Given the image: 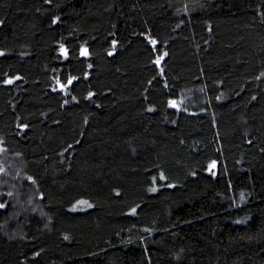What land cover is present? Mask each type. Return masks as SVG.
<instances>
[{
  "label": "trees",
  "instance_id": "trees-1",
  "mask_svg": "<svg viewBox=\"0 0 264 264\" xmlns=\"http://www.w3.org/2000/svg\"><path fill=\"white\" fill-rule=\"evenodd\" d=\"M0 205V264H264V0H0Z\"/></svg>",
  "mask_w": 264,
  "mask_h": 264
},
{
  "label": "water",
  "instance_id": "water-1",
  "mask_svg": "<svg viewBox=\"0 0 264 264\" xmlns=\"http://www.w3.org/2000/svg\"><path fill=\"white\" fill-rule=\"evenodd\" d=\"M159 63V62H158ZM72 81L69 82V84L71 83Z\"/></svg>",
  "mask_w": 264,
  "mask_h": 264
},
{
  "label": "snow or ice",
  "instance_id": "snow-or-ice-1",
  "mask_svg": "<svg viewBox=\"0 0 264 264\" xmlns=\"http://www.w3.org/2000/svg\"><path fill=\"white\" fill-rule=\"evenodd\" d=\"M0 207H2V205H0Z\"/></svg>",
  "mask_w": 264,
  "mask_h": 264
}]
</instances>
